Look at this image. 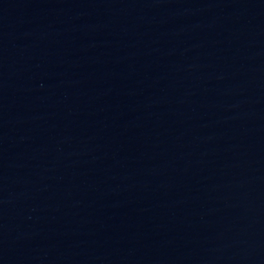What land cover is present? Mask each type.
<instances>
[{
    "label": "water",
    "instance_id": "water-1",
    "mask_svg": "<svg viewBox=\"0 0 264 264\" xmlns=\"http://www.w3.org/2000/svg\"><path fill=\"white\" fill-rule=\"evenodd\" d=\"M0 264H264V0H0Z\"/></svg>",
    "mask_w": 264,
    "mask_h": 264
}]
</instances>
